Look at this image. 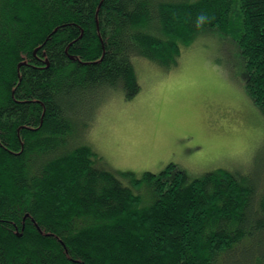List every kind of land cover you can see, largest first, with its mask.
I'll use <instances>...</instances> for the list:
<instances>
[{
  "label": "trees",
  "instance_id": "trees-1",
  "mask_svg": "<svg viewBox=\"0 0 264 264\" xmlns=\"http://www.w3.org/2000/svg\"><path fill=\"white\" fill-rule=\"evenodd\" d=\"M214 31L264 113V0H0V264H264V171L120 178L72 144L140 93L134 58L174 68Z\"/></svg>",
  "mask_w": 264,
  "mask_h": 264
},
{
  "label": "rangeland",
  "instance_id": "rangeland-1",
  "mask_svg": "<svg viewBox=\"0 0 264 264\" xmlns=\"http://www.w3.org/2000/svg\"><path fill=\"white\" fill-rule=\"evenodd\" d=\"M189 50L168 70L134 58L140 93L126 100L115 92L108 105L79 114L83 124L72 144L90 146L99 164L118 177L129 171L158 174L170 164L191 178L219 168L264 171V113L244 88L237 45L214 31L195 39ZM139 63L148 66L139 72ZM135 192L144 206L153 202L146 184Z\"/></svg>",
  "mask_w": 264,
  "mask_h": 264
}]
</instances>
